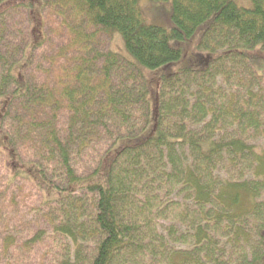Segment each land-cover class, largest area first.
I'll return each instance as SVG.
<instances>
[{
  "label": "trees",
  "instance_id": "16d2710c",
  "mask_svg": "<svg viewBox=\"0 0 264 264\" xmlns=\"http://www.w3.org/2000/svg\"><path fill=\"white\" fill-rule=\"evenodd\" d=\"M41 2L0 0V264H264V0Z\"/></svg>",
  "mask_w": 264,
  "mask_h": 264
},
{
  "label": "rangeland",
  "instance_id": "374dc122",
  "mask_svg": "<svg viewBox=\"0 0 264 264\" xmlns=\"http://www.w3.org/2000/svg\"><path fill=\"white\" fill-rule=\"evenodd\" d=\"M34 1V0H32ZM238 6L245 8V9H251L253 7V0H233ZM39 4L42 5L41 0H39ZM140 9L141 13L146 20L148 24L164 27L168 30H171L174 28V25L172 23V13H173V7H172V0H170L168 3L165 4H159L154 3L151 0H140ZM38 14V13H37ZM35 15V24L32 29V35L33 38L37 41L41 38V32H42V24H41V18L38 19V15ZM212 22L209 21L205 25H203L201 28L197 30L193 38L185 43H179L181 50L184 52V57L179 63H175L171 65V72H176L178 69L183 68H193V69H203L205 67H201L199 65L200 61H209L212 58H216V55H209V54H202L198 51V45L201 42L204 33L208 30V28L211 26ZM109 42L110 50L114 53L119 55L120 57L131 61L132 63H135V59L128 53L126 50L124 40L121 36V34L118 31H113L111 34V38ZM173 46L176 45V43H171ZM260 49V48H259ZM257 49L255 52H247L249 55V58L253 62V65L255 66L257 72L259 74H262L264 72V53ZM201 57V58H199ZM141 67V66H140ZM167 69V68H166ZM166 69L160 70L163 74L166 71ZM141 70L143 73L147 75V78L149 79V83L153 90L156 89L157 85V77L154 76L151 72L145 68L141 67ZM0 146L1 153L6 158V165L9 168V171L11 174L13 172H16L17 169H23L26 173L30 174L29 167L21 166L17 159L15 158L13 152L10 149L5 148V139L3 138L1 132H0ZM23 187V186H22ZM29 189V187H27ZM25 193V191H23ZM31 192L29 190L26 191L24 196H31ZM19 198V197H18ZM24 201V200H23ZM19 202L21 203V199H18V205ZM18 208V207H17ZM23 208V204L21 205L20 209Z\"/></svg>",
  "mask_w": 264,
  "mask_h": 264
}]
</instances>
